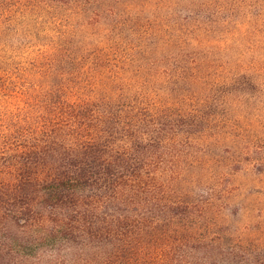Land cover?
I'll return each instance as SVG.
<instances>
[{
    "label": "rangeland",
    "instance_id": "1",
    "mask_svg": "<svg viewBox=\"0 0 264 264\" xmlns=\"http://www.w3.org/2000/svg\"><path fill=\"white\" fill-rule=\"evenodd\" d=\"M202 1L182 0L176 9L185 15L195 6L200 13ZM204 1L208 3L203 18H211L191 33L178 26L170 34L167 7L162 0H150L151 9L126 25L139 28V35H131L130 29L121 35L132 39L134 43L125 44L133 46H96L106 31L80 23L79 39L88 46H75L74 37L55 46L56 41L62 42L59 31L64 22L56 25L54 16H66L69 6L56 10L54 0H0V17L7 18L0 20V46H18L30 59L57 51L56 57L72 48L75 55L83 52V64L91 63L96 82L103 78L89 88L112 92L114 82L106 84L110 76L117 84L108 112L88 105L66 113L58 105L49 112L52 125L41 128L36 138L17 128L19 123L14 125L9 112L8 107L23 105L24 100L0 96V189L4 180L14 182L21 171L35 177L64 169L67 160L82 159L84 144L91 138L102 140L100 149H106L109 140L110 145L126 143L131 150L132 119L143 116L145 106L156 97L186 94L199 108L190 119L176 121L173 128L178 135L162 144L165 147L154 146L148 154L154 160L152 176L165 184L158 193L195 205H175L174 220L170 208L163 214L168 216L166 233L154 243L145 238L135 243L138 248L151 245L145 259L140 256L145 251L136 248L130 262H125L112 244H39L41 214L33 211V225L26 226L23 220L18 224L14 219L19 199L12 189L4 188L0 192V264H264V0ZM91 18L92 22L97 19ZM202 26L208 32L200 35L196 30ZM128 48H132L130 55ZM53 56L42 58V64L50 63L46 69L53 63L54 70L40 78L60 80L68 76L63 72L73 70L67 62L58 65ZM105 97L98 101L101 108ZM57 99L50 98V104ZM138 106L142 108L136 113ZM96 158L103 160L101 155ZM144 206L141 203L140 208Z\"/></svg>",
    "mask_w": 264,
    "mask_h": 264
},
{
    "label": "trees",
    "instance_id": "2",
    "mask_svg": "<svg viewBox=\"0 0 264 264\" xmlns=\"http://www.w3.org/2000/svg\"><path fill=\"white\" fill-rule=\"evenodd\" d=\"M54 1L57 4L54 6L56 10L63 5L69 6L70 9V13L66 16L57 14L54 16L53 23L56 25L64 22L63 29L59 31V34L63 36L62 42L56 41L55 46H63L72 37L76 38L75 46H88L79 39L78 23L83 27L95 24L96 27L106 31L101 38L97 39L96 46H123L126 45L125 41L134 43L132 39L122 37L124 36L123 31L130 29L131 35H139L140 29L131 25V28L126 26L127 22L151 9L150 0H143L145 2L138 0ZM162 1L171 19V23L168 24L170 30H167L170 34L172 29L178 30V26L191 33L195 31V27L207 24L206 22L211 18V16H208V19L203 18L202 13L207 9L206 4L208 3L204 0L201 2L200 13L196 12L194 6L195 10L188 8L185 15L183 10L176 9V4L182 0ZM1 7L0 5V13ZM88 12L91 13L88 14ZM216 13L220 14L221 11L217 10ZM91 17L97 19L92 22ZM3 19L7 18L1 16L0 20ZM142 25L143 23L139 26ZM196 32L201 35L208 31L202 26ZM113 33L116 36H112ZM133 45L135 44L126 46ZM131 49H127L128 55ZM56 52L47 53V55L50 57L54 54L52 60H56L58 65L60 61H63L74 67L73 70L63 72L62 74L68 76L60 80L39 77L41 74L52 73L54 70L53 63L50 69H46L50 63L42 64V58H48L46 54L43 53L30 59L20 52L18 46H0V96L24 100L23 105L18 104L8 108L9 112L14 115V125L19 123L17 128L28 130L32 138L38 136L41 128L52 125L53 121H49V112L54 107L63 106L68 113L77 108L92 105L100 112H108L110 101L117 93L116 81L110 75L111 80L107 76L109 82L106 84L110 85L112 81L114 82L112 92H95L89 88L97 86L103 78L96 82L95 76L92 75L94 72L91 63L85 65L82 62L83 52L75 55L72 48H69L66 53L55 57ZM104 59L107 62L112 60ZM104 96H106L104 98L106 104L101 108L98 101ZM52 97H58L54 100L55 104H50ZM156 98L145 106L147 108H144L143 116L138 115L132 119L135 127L132 151L126 147V143L119 144L112 141L110 145L109 140L108 147L100 149L102 140L91 138L87 140L88 143L84 144L83 160H67L64 169L57 168L53 173L44 172V175L38 173L35 177L21 171L20 177L14 182L3 181L0 192H4V188L12 189L11 191L17 195V200L19 199L15 202L17 218H13L18 224L23 220L25 225L29 226L35 215L33 211L36 210L41 214L44 221L43 228L38 238L40 241L36 242L42 244L46 241L52 245L79 242L86 245L112 244L116 247L114 251L118 252V255L121 254L125 262H130V257L133 255L132 250L138 248L135 243L140 244L139 240L142 238L154 243L157 238L166 233L164 221H167L168 216L163 215L164 213H169V209L173 208V217L170 219L174 220V209L177 205L178 207L184 206L181 204L195 205L173 200L164 192L163 194L158 193L160 186L164 188L165 184L152 176L154 160H151L148 154L152 152L154 146L157 150L165 147L175 133L178 135L176 127L173 128L177 124L176 121H182L184 118L190 119L198 113L196 111L199 108L194 106L186 94L178 95V97L176 94L172 96L167 94L164 98ZM17 107L19 109L16 110ZM141 108L138 106L136 113ZM155 108L156 111L153 112ZM32 112L37 113L32 115ZM161 113L167 115L169 119H165L164 116L160 118ZM25 116L32 117V120L25 122L23 118ZM30 123L34 124L30 125ZM165 142L167 144L163 146ZM112 143L115 144L112 145ZM97 155H101L103 160L97 159ZM34 185L35 189H32ZM29 193L33 195L31 198ZM141 203H146V206L140 208ZM124 216L126 217L123 218ZM123 222L126 223L123 224ZM124 225L127 228L124 229ZM137 226H140L138 230ZM148 246L151 245H144L138 248L137 252L140 250L144 252ZM145 253L147 252L145 251L144 255L140 253L143 259H145ZM147 255H152V253L148 252ZM139 259L140 257L136 260L139 261Z\"/></svg>",
    "mask_w": 264,
    "mask_h": 264
}]
</instances>
